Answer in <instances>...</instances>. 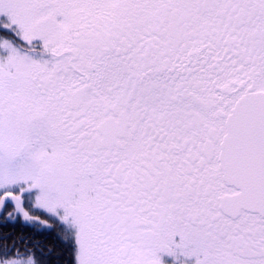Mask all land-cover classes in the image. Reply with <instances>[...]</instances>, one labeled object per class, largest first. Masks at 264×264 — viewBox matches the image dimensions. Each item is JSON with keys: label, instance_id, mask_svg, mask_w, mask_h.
<instances>
[{"label": "snow or ice", "instance_id": "snow-or-ice-1", "mask_svg": "<svg viewBox=\"0 0 264 264\" xmlns=\"http://www.w3.org/2000/svg\"><path fill=\"white\" fill-rule=\"evenodd\" d=\"M0 264H264V0H0Z\"/></svg>", "mask_w": 264, "mask_h": 264}]
</instances>
